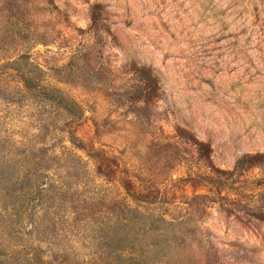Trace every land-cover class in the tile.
I'll list each match as a JSON object with an SVG mask.
<instances>
[{
  "label": "rangeland",
  "instance_id": "obj_1",
  "mask_svg": "<svg viewBox=\"0 0 264 264\" xmlns=\"http://www.w3.org/2000/svg\"><path fill=\"white\" fill-rule=\"evenodd\" d=\"M0 264H264V0H0Z\"/></svg>",
  "mask_w": 264,
  "mask_h": 264
}]
</instances>
